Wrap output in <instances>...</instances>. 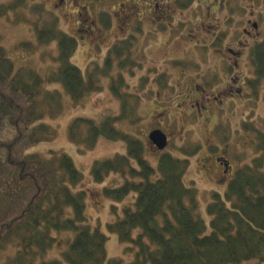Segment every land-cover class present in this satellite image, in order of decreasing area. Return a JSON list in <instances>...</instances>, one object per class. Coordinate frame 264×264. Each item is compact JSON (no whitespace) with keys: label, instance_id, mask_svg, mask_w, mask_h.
<instances>
[{"label":"trees","instance_id":"1","mask_svg":"<svg viewBox=\"0 0 264 264\" xmlns=\"http://www.w3.org/2000/svg\"><path fill=\"white\" fill-rule=\"evenodd\" d=\"M28 1L14 0L8 6H0V19L10 17L12 11L19 20L21 7L29 10L23 23L32 28L33 34L32 39L18 43L12 53L4 46L0 34V261L3 264H239L255 259L264 264V130H249V124L244 126L245 131L256 135L252 141L258 155L237 170L224 196L213 194L207 207L211 217L209 228L201 215L197 188L184 180L190 160L164 153L156 169L147 162L142 141L116 127L125 115L128 117V90L123 88V76L112 87L113 93L121 97L122 115L101 121L78 117L69 126L72 143L85 149H91L103 137L128 144L127 154L96 161L92 167L94 182L100 184L112 173L122 176L120 184L104 188L107 198L120 203L135 194L121 212L118 205H112L115 219L107 223L108 232L127 245L126 256L132 253L134 256L129 261L108 256L109 236L101 227L90 223L85 205L87 192L78 188L85 176L72 157L62 151H50L48 155L27 153L28 149L56 137L47 117L55 118L62 112V98L66 95L76 104L83 103L86 96L99 88L104 67L97 63L99 66L90 67L87 76L84 75L71 62L79 47L77 39L62 30L60 18L53 11L42 4L31 6ZM24 10L22 13L27 15ZM54 43L59 56L52 57V61L57 65L52 70L49 67L47 72L28 64L19 65L12 55L22 52L34 55L43 47H53ZM123 49L117 44L112 51L119 53ZM251 58L258 77L247 84L256 95L264 77V40L252 48ZM118 60L121 65L124 53ZM114 61L109 58L106 62L103 70L106 75L112 67L107 65ZM52 84L58 86L48 89ZM134 161L137 166L133 165ZM16 202L22 204L21 210L6 216L7 206ZM56 233H67L70 237L60 257L51 259L48 254L58 243ZM10 249L14 253L2 258Z\"/></svg>","mask_w":264,"mask_h":264},{"label":"rangeland","instance_id":"2","mask_svg":"<svg viewBox=\"0 0 264 264\" xmlns=\"http://www.w3.org/2000/svg\"><path fill=\"white\" fill-rule=\"evenodd\" d=\"M13 1L1 0L0 6H8ZM78 1L83 5L86 4L85 0ZM93 1L96 2H94L96 6L93 12L94 16L99 8L105 7L106 10L113 11L119 10V4L130 3L129 0ZM134 3L142 6V2L139 0H134ZM28 4L31 6L42 4L48 10L53 11L60 18L62 30L77 38L79 48L72 56L71 62L77 65L84 75L87 76L88 69L99 63L102 68L104 67L100 73L99 88L86 96L83 103L76 104L72 97L66 95L65 98H62L64 102L62 112L55 118L47 117V122L56 130V137L49 142H43L28 149L27 153L48 155L50 151H62L73 158L77 168L85 176L84 182L78 188L87 192L88 198L86 197L85 205L90 223L93 226L101 227L109 236L108 256L110 258L124 257L127 261L134 256V253L126 256L127 245L122 244L116 234L108 232L107 223L115 219L112 205L114 203L118 205V210L121 212L124 206L133 201L135 194L128 195L120 203L107 198L104 195V188L117 186L121 183L122 176L112 173L100 184L94 182L92 167L96 161L127 154L128 144L122 140L116 141L103 137L99 138L91 149H85L72 143L69 126L78 117L101 121L108 116L122 115L121 97L112 91L113 83L119 82L121 76L124 77L127 85L126 87L122 83L123 88L127 89L129 93H126L128 117L125 115L122 121L116 123V127L142 141L145 158L156 169L164 153H169L175 158L190 160L184 180L189 186L197 188L201 215L210 228L211 217L207 212V207L213 199V194L219 193L224 196L228 191L229 182L237 170L246 163H251L258 155L252 141L256 135L245 131L244 126L249 124L247 128L249 130L250 128L264 130V77L260 81L256 95H253V90L246 85V83L257 80L258 77L250 68L252 66L249 63L251 49L254 44L257 45L264 40V23L260 24L261 21H258L261 27L258 30L260 35L253 39L250 36L257 30L252 28L253 24L251 25L247 21L253 18L250 14L253 9L257 12L259 6L264 8V0L254 2L245 0L242 3L246 8L245 13L240 14L242 17L234 15L236 19L239 17L237 21L242 19L243 23H240L239 27L235 25L234 20L226 24L214 23L227 29V35L239 36L242 41L246 42L242 48L235 43L226 44V37L222 36L215 43L207 44L211 38L206 22L202 24L203 28L201 29L198 27L200 22L196 21L195 25L190 26L189 23H177L176 19L172 20V26L169 25L165 28L160 26L161 29L158 28V31L154 33L150 32V30H154V27L147 26L149 24L146 22L144 26L143 23L137 22L132 30L125 22H120L117 19L115 28L109 31L111 33L104 32L105 34L99 39L96 32L90 30L89 33L80 32L78 10L73 7H66L61 3L58 5V0H30ZM24 9L25 7H21L20 10ZM139 10L138 7L131 9L126 7V13H122L123 17L126 15L124 21L127 18L129 20L134 18ZM22 11V16L19 14V20L17 14L12 11L9 13L10 17L0 19V34L3 37V44L11 53L18 43L33 38L32 28L23 23L30 11L24 10L27 15H24ZM142 11L144 13L146 10ZM183 19H188V17ZM106 26L109 28L111 25L108 23ZM137 28L141 30H136ZM219 29L221 28H217V30ZM237 37L236 39L234 37V40H237ZM183 38L185 39L182 40ZM98 41V46L102 48L97 50L95 43ZM116 41L124 48L119 50V54L124 53L125 60H122L121 65L116 61L107 65L112 67L110 73L106 75L103 72L106 68L105 64L108 62L105 60L106 55L108 49ZM198 43L202 45L200 46ZM52 46L49 49L43 47L40 52L34 55L23 52L22 55L19 53L12 55L19 65L28 64L47 72L49 67L52 70L53 66L57 65L55 61H52V57L59 56L57 43ZM226 46L240 50L238 61L241 83L239 86L244 84V91L238 96H236L237 93L233 96L225 87L229 80L228 74L232 72L228 63L229 60H233L230 58L233 54L228 51V48H225ZM120 66H124L122 71ZM146 77H149V81ZM204 78L206 83L209 79L212 85L208 96L204 95L205 92L202 95L196 92L199 86L204 87ZM166 83L168 86L165 85ZM56 86L58 85H49L48 89L53 90ZM206 97H210V99ZM155 129H162L170 137L164 149H160L150 137ZM191 145L195 148L190 152ZM219 154L226 156L231 161L232 170L230 173H223V168L216 162V157ZM133 165L137 166V163L134 161ZM21 208L20 202L8 205L5 215L16 214ZM56 235L58 243L56 241L48 254L51 259L60 257L66 247V241L70 237L67 233H56ZM13 253L14 250L10 249L3 254L2 258L5 259ZM0 264L3 262L0 261ZM239 264L260 263L253 259Z\"/></svg>","mask_w":264,"mask_h":264},{"label":"flooded vegetation","instance_id":"3","mask_svg":"<svg viewBox=\"0 0 264 264\" xmlns=\"http://www.w3.org/2000/svg\"><path fill=\"white\" fill-rule=\"evenodd\" d=\"M62 4H64L66 7H73L76 10H78V28L80 29V32L84 33H89V30L92 32H96L99 39L105 34L104 32L111 33L112 29L115 28L116 22L119 20L120 22H125L129 28H135V24L138 22L143 23V26L145 25V22L148 23L149 27H154V30H150V32H156L158 31V28L160 26L162 28H165L169 25L172 26V20L176 19L177 23H189L190 26L195 25L194 23L200 22V27L201 29L202 24L206 22V25L208 26L209 30V35L211 38V41H209L207 44L215 43L221 36L226 37V44L229 42L235 43L238 45V47H243L246 42L242 41L239 36H234V35H227V29H224L222 26H218L214 24L215 22L219 23H229L234 20L239 27L241 21L239 20V17L236 19V15L242 17L240 14L245 13V6H243V2L245 0H139L142 2V6L138 3H134V0H129L130 3H122L119 4V10H113L109 11L106 10L105 7L99 8L96 16L93 15L94 8L96 7L93 0H85L86 4H81L78 0H60ZM59 1V3H60ZM138 1V0H137ZM257 1V0H253ZM82 2V0H81ZM96 3V2H95ZM185 6V7H184ZM126 7L127 9H131L132 7H138L139 13L134 15V18L132 19H126L124 21V18L126 15L123 17L122 13H126ZM255 8V7H254ZM145 9L146 11L143 13L141 10ZM264 8L262 6H259L257 12L255 9H253L252 12H250L252 19H249L247 23H250L251 25L253 24L254 29L257 30L256 33L251 34V38H256L257 36L260 35V32L258 31L261 27L258 24V21H261L264 23ZM188 12L189 14H185ZM185 17H188V19H183ZM109 18V19H108ZM118 19V20H117ZM223 21V22H220ZM110 22V27L108 28L106 24ZM168 23V24H167ZM210 23V24H208ZM196 27V28H198ZM217 28H221L217 30ZM132 29V30H133ZM131 31V30H130ZM224 33V35H222ZM234 37L237 40H234ZM183 38L182 40H184ZM202 42V41H200ZM199 42V43H200ZM98 42L95 43V47L98 49H101L98 46ZM198 43V44H199ZM196 44V43H195ZM200 46L202 44H199ZM98 46V47H97ZM205 46V45H204ZM225 48H228V51L233 54V56H230L231 59L229 60L228 65L232 66V72L228 74L229 80L227 81L226 84V90L230 91L231 94L234 96L236 93V96L240 95L243 93V87L239 86V83H241V73H240V66H239V54L240 50L233 49V47H228L226 46ZM215 51V50H214ZM243 53V52H242ZM243 55V54H241ZM236 59V60H235ZM207 89H203V87L197 88L196 92L202 93L207 95L208 94ZM208 96V95H207ZM203 97V96H202ZM205 97V96H204ZM203 97V98H204ZM207 98V97H206ZM207 99H210L207 98ZM222 102V101H221ZM224 103V102H222ZM219 106V105H218ZM225 156H217L216 157V162L221 165L223 168V173L228 174L230 173L231 169L229 167H225L223 163L226 161L224 160Z\"/></svg>","mask_w":264,"mask_h":264},{"label":"water","instance_id":"4","mask_svg":"<svg viewBox=\"0 0 264 264\" xmlns=\"http://www.w3.org/2000/svg\"><path fill=\"white\" fill-rule=\"evenodd\" d=\"M150 137L160 149H164L168 144L167 136L161 130L153 131Z\"/></svg>","mask_w":264,"mask_h":264}]
</instances>
